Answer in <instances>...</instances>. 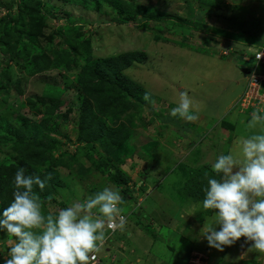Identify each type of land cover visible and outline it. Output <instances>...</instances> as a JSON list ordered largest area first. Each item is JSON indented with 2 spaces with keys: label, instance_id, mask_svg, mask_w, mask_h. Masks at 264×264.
<instances>
[{
  "label": "rangeland",
  "instance_id": "rangeland-1",
  "mask_svg": "<svg viewBox=\"0 0 264 264\" xmlns=\"http://www.w3.org/2000/svg\"><path fill=\"white\" fill-rule=\"evenodd\" d=\"M7 1L0 0V5ZM128 1L174 14L182 20L176 17L166 21L149 20L145 26L135 27L130 23L116 22L118 8L110 3L103 2L98 8H92L79 0H42L45 21L38 40L40 49L51 52L67 49L71 43L76 45L78 40L89 39L93 59L128 52L146 56L144 62L134 63L124 70L128 77L143 85L150 94L151 102L143 98L133 117L132 110L123 114V120L128 122L131 130L128 142L135 151L132 157L124 156L123 164H116L128 177V188L134 182L141 185L136 197L128 198L127 194L131 193L124 194L105 174L89 166L82 149L83 141L76 139L79 111L76 107V78L72 72L75 67L70 71L60 66L28 74L25 67L14 66V72L22 78L23 89L7 99L0 110L1 118L15 119L24 115L26 107L22 102L27 96H38L47 105L59 104L47 125L54 123L56 133L59 132L60 143L53 156L61 161L55 167L61 182H58V191L52 194L53 199H41L45 213L55 214L104 187H110L119 190L123 198L120 207L127 218L123 230L105 231L106 239L100 243V251L96 253L99 264H223L224 260L229 264H264V254L249 252L251 242L245 243L243 237L234 245L225 247V256L222 251L208 247L202 228L211 219L213 210L211 216L207 215L201 200L192 202L185 197L181 186L187 176L183 175L181 165L178 166L180 162L185 163L188 170L205 162L211 166L220 155L231 153L239 156L241 138L253 131H261L260 126L253 130L245 127L254 112L251 107L236 108L235 102L244 90L247 77L237 66H243L246 61L234 57L241 50L252 56L257 48L255 43L250 42L255 38L252 37L255 30H259L256 37L264 40V21L262 25L258 24V16H264V11L260 9L264 3L213 0L219 6L220 3L225 4L219 7L202 3L203 0ZM5 13L6 8L0 6V17ZM226 15L228 18H225ZM246 20L250 23L244 26ZM69 21L68 29L75 25L80 27L74 42L67 36ZM243 27L246 32L238 40L217 31L237 32ZM74 55L71 54V58ZM75 57L79 63L85 64L82 54L77 53ZM180 91H186L192 98L193 111L198 113L199 118L195 122L181 119L178 124L182 127H178H181L182 135L177 133L173 121L167 130L169 133L162 134L161 124L166 122L165 115H169L177 105ZM31 117L40 119L45 116ZM221 120L232 123L235 129L224 131L225 124H221ZM213 126L216 127L215 132ZM148 143H152L155 149L151 150L152 146ZM191 143H194L195 149H192ZM75 158L85 167H90L85 176L78 175L80 168L74 162ZM147 170L146 180L143 173ZM95 185L96 191L90 188ZM195 216L203 218L200 226ZM189 227L193 229L191 233ZM216 230L219 231L218 226ZM196 232L197 237L191 238V234ZM14 243V237L0 231V264L9 258L7 253ZM204 248L208 253L202 252Z\"/></svg>",
  "mask_w": 264,
  "mask_h": 264
},
{
  "label": "trees",
  "instance_id": "trees-1",
  "mask_svg": "<svg viewBox=\"0 0 264 264\" xmlns=\"http://www.w3.org/2000/svg\"><path fill=\"white\" fill-rule=\"evenodd\" d=\"M79 2L92 8H98L97 6L103 2L113 4L118 8V16L115 21L130 23L135 27L145 26V22L149 20L166 21L170 17L182 20L174 14L158 11L142 3L128 0H79ZM202 3L219 6L213 0H203ZM223 4L220 3L219 7H223L225 5ZM42 5V0H8L0 5L6 8L5 15L0 17V110L12 94H18L23 89L22 78L16 75L13 70L14 66L25 67L28 74H35L60 66H64L70 71L75 67L72 72L76 78L78 90L76 107L79 111L76 139L83 141L82 149L90 163L89 166L92 165L96 168V172L105 174L124 194L126 192L131 193L130 195L127 194L128 198H134L139 194L141 185L139 186L138 182H134L132 187L128 188V177L118 167V165L123 164L125 155L132 157L135 151L134 146L128 142L131 130L128 122L123 120V114L132 110L131 117H133L139 109V102L147 91L140 82L128 77L124 70L134 63L144 62L146 56H143L144 54L139 55L138 52H128L104 59H93L91 55L92 45L89 39L78 40L76 45L71 43L69 48L60 51L56 49L49 52L40 49L38 40L40 35L38 34L42 31L45 21ZM225 18L228 16L226 15ZM70 23L69 21L66 25L67 29ZM249 23L250 21L246 20L244 26ZM259 23L262 25L261 20L258 21ZM77 26L79 25H75L71 30L68 29L67 36L73 42L77 40L78 29L80 28ZM217 31H220L221 34L226 33L238 40L243 33L245 34L246 29L243 27L237 32H224L220 29ZM258 34L259 30H255L252 37H256ZM50 38L47 37V39ZM256 45L257 48L252 56H249L247 51L241 50L234 57V59L240 60L244 58L246 61L243 66L236 64L238 69H242L246 77L250 74L246 70L251 71L253 68L257 71L255 53L264 45V40L259 39ZM73 53L75 55L77 53L82 54L85 64L79 63L75 55L71 58ZM226 55L228 56V54ZM131 98L137 101H132ZM22 104H25L26 112L24 115H18L15 119L1 118L0 113V216H2L3 209L13 200L12 181L18 168H24L26 175L39 176L41 179L50 177L47 179L46 187L43 190L34 186V191L42 200L56 193L58 182H61L55 169L61 161L53 156L54 149L60 143L57 137L59 132L56 133L54 123L51 126L47 125L49 118L50 120L51 117L53 118V111L58 109L59 104L55 102L47 105L44 99L38 96H27ZM39 114L45 117L40 119L31 117ZM164 120L166 122L161 124L162 129H160L162 134L163 132L169 133L167 130H169L170 124L173 125V121L177 133L182 135V126L178 124L181 118L171 117L169 114L165 115ZM221 124H225L223 125L226 128L224 131L233 130L229 122L221 120ZM212 128L215 132L214 128L216 127L213 126ZM148 144L152 146L151 150L155 149L152 143ZM193 144L191 143L192 149H195ZM147 151L145 152L147 153ZM148 154L152 155L151 152ZM74 162L80 168L78 175L85 176L90 167H85L76 158ZM117 163L119 164L116 165ZM180 165L183 175L187 176L185 184L181 186V189L185 191V197H188V200L192 202L195 200L202 202L204 199L203 189L207 185V179L214 176L210 164L205 162L188 170H186L185 163H178V166ZM147 173L148 170L143 173V179L147 180ZM140 180L144 182L142 179ZM90 188L97 190L96 185ZM211 211L205 210L204 213L210 215ZM196 220L198 226L203 223V218L200 216H197ZM226 250L224 248L222 251L223 256L226 255ZM223 264H229V262L224 260Z\"/></svg>",
  "mask_w": 264,
  "mask_h": 264
},
{
  "label": "clouds",
  "instance_id": "clouds-1",
  "mask_svg": "<svg viewBox=\"0 0 264 264\" xmlns=\"http://www.w3.org/2000/svg\"><path fill=\"white\" fill-rule=\"evenodd\" d=\"M255 60L257 71L252 68L247 72L264 71V64ZM143 98L151 102L149 93ZM238 101L236 108H240ZM193 103L186 91H180L170 116L195 122L199 116L193 111ZM263 105L264 102L251 108L254 112L245 125L249 130L260 126L261 131L241 138L239 156L231 153L218 156L211 164L214 176L207 179L203 189L202 208L213 210V214L204 223L202 235L208 247L217 251H224L243 237L245 243L251 242L249 252L264 254ZM47 179L50 177L26 175L24 168L15 172L13 200L0 216V231L15 238L4 264H89L90 259H95L90 254L99 252L100 243L106 239L105 230L125 228L126 219L120 207L123 198L119 190L110 187L55 214L45 213L34 186L43 190Z\"/></svg>",
  "mask_w": 264,
  "mask_h": 264
},
{
  "label": "built area",
  "instance_id": "built-area-1",
  "mask_svg": "<svg viewBox=\"0 0 264 264\" xmlns=\"http://www.w3.org/2000/svg\"><path fill=\"white\" fill-rule=\"evenodd\" d=\"M255 57L259 62L264 64V45L256 52ZM262 83H264V72L257 73L253 71L248 75L245 91L237 103L241 109H247L249 107L258 108L264 102V87ZM121 214L125 219L127 218V214L123 212ZM105 231L112 233L115 230L106 229ZM90 255H94L95 259H90L89 264H95L97 262V254Z\"/></svg>",
  "mask_w": 264,
  "mask_h": 264
},
{
  "label": "crops",
  "instance_id": "crops-1",
  "mask_svg": "<svg viewBox=\"0 0 264 264\" xmlns=\"http://www.w3.org/2000/svg\"><path fill=\"white\" fill-rule=\"evenodd\" d=\"M254 1H256L257 3H259L260 1H261L262 3H264V0H254ZM256 2H255V4H257ZM262 3H261V4H262ZM244 6H246V4H245ZM243 8H244V7H243ZM247 9H248V7H247ZM247 9H246V10H247ZM260 9L264 11V7H261V5H260ZM260 9H259V10H260ZM258 17L260 18L259 20L264 21V16H263V17L258 16ZM244 20H245V19H244ZM258 41H259V39H258L257 37H255L253 41L250 40V42H251V43H255V45H256V43H257ZM250 42H249V43H250ZM261 113L264 114V105H263V107H262ZM222 121H223V120H222ZM227 122H228V121H227ZM229 124H231L232 127H233V129H235V128H234V125H233L232 123L229 122ZM244 124H245V123H244ZM245 125H246V124H245ZM243 137H245V136H243ZM184 212H185V211H184ZM184 214H185V213H184ZM146 215H147V214H146ZM181 216H182V215H181ZM189 222H190V221H188L187 226H189V224H190ZM184 224H185V221H184ZM197 228H198V227H197ZM188 229L190 230V233H191L192 230H193L192 227H189ZM197 235H198L197 232H196L194 235L191 234V238L194 239L193 236L197 237ZM193 241H194V240H193ZM202 252H207V253H208L207 248H204V250H202ZM104 256H105V255H104ZM174 262H175V261H174ZM168 263H169V262H168ZM96 264H99V262L97 261ZM170 264H172V263H170ZM181 264H185V263H184V262H181Z\"/></svg>",
  "mask_w": 264,
  "mask_h": 264
}]
</instances>
